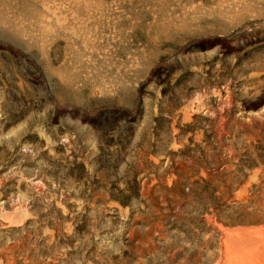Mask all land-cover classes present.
<instances>
[{"label": "rangeland", "instance_id": "1", "mask_svg": "<svg viewBox=\"0 0 264 264\" xmlns=\"http://www.w3.org/2000/svg\"><path fill=\"white\" fill-rule=\"evenodd\" d=\"M0 264H264V0H0Z\"/></svg>", "mask_w": 264, "mask_h": 264}]
</instances>
